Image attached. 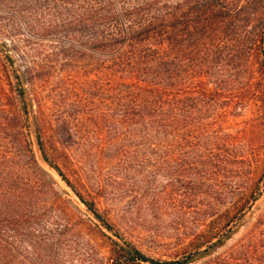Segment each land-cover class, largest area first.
Returning a JSON list of instances; mask_svg holds the SVG:
<instances>
[{"label":"trees","instance_id":"16d2710c","mask_svg":"<svg viewBox=\"0 0 264 264\" xmlns=\"http://www.w3.org/2000/svg\"><path fill=\"white\" fill-rule=\"evenodd\" d=\"M179 3L182 0H0V13L14 19L25 16L27 26L36 31L29 29V37H48L58 44L57 49L51 47V53L59 59L58 71L60 76L64 73L68 89L53 95L41 90V123L34 126L35 142L42 161L99 225L119 239L111 240L109 264H191L199 260L203 264V258L225 243L261 192L257 180L249 178L238 193L241 197L219 212L225 229L216 235L203 228L194 231L173 260L157 261L144 255L116 234L109 210L100 209L113 199L111 191L120 180L138 170L87 166L83 150H141L142 154L158 150L164 156L169 150H183L185 105L197 114L188 141L196 150L199 134L203 135L199 109L203 103L219 107L216 88L209 92L206 86L208 71L219 65L231 67L235 56L229 53L233 49L224 52L226 41L220 37L203 51L199 33L203 32V8L209 13L226 3L194 0L189 14L180 12ZM204 22L210 34L211 24L208 19ZM40 29L43 34L38 33ZM259 30L249 49L261 74L264 95V32ZM49 68L48 63H41L42 83L48 79ZM13 78L14 136L22 137L21 124L28 119L24 84L29 80L28 67ZM84 85L89 86L87 91ZM247 99L239 94L225 96L222 117ZM12 159L6 203L0 210V220L7 225L0 232V264H41V183L34 171L41 173V168L28 144ZM257 166L264 175V165ZM217 256L204 264H264V207L243 238ZM47 259L53 263L51 257Z\"/></svg>","mask_w":264,"mask_h":264},{"label":"rangeland","instance_id":"374dc122","mask_svg":"<svg viewBox=\"0 0 264 264\" xmlns=\"http://www.w3.org/2000/svg\"><path fill=\"white\" fill-rule=\"evenodd\" d=\"M182 2L178 4H182L180 12L189 14L194 0ZM224 2L223 7H213L209 13L203 8V32L200 31L199 39L205 51L209 42L222 38L227 46L224 52L233 49L229 53L235 59L231 67L219 65L208 71L206 86L209 92L216 88L218 96L214 97L219 107L203 103L199 109L203 135L199 134L198 148L195 150L188 145L197 114L191 105H185L183 150H169L165 156L158 150L151 154H142L141 150H83L87 166L102 170H138L120 180L111 191L113 199L106 205L101 204L100 209L109 210L117 235L157 261L178 258L180 249L196 230L203 228L215 235L224 230L219 212L241 197L238 193L249 178L260 184V195L233 226L235 230L225 243L203 258V264L207 258L222 255L240 241L264 207V175L257 166L264 165V95L261 74L252 63L249 49L259 28L264 32V0ZM207 19L213 36L205 29ZM29 29L36 33L27 26L25 16L14 19L4 11L0 13V194H4L0 210L6 203L12 156L26 150L28 144L41 168V173L34 170L35 179L41 183V264H109L111 240L119 239L85 210L55 171L42 161L36 146L34 126L37 121L41 123V90L43 94L53 95L64 92L68 86L64 73L59 74L58 57L51 53V47L57 49L58 44L51 43L48 37H29ZM38 33L43 34L41 29ZM44 62L50 66L46 83L41 82V63ZM25 66L29 76L24 83L28 119L21 124L24 135L15 137L17 123L11 110L13 77ZM88 88L85 86L86 91ZM230 94L248 99L239 109H231L222 117L220 112L226 110L225 96ZM211 112L217 117H212ZM175 141L176 144L177 138ZM164 158H167L166 163H162ZM191 185L196 189H188ZM6 226L0 220V232L6 230Z\"/></svg>","mask_w":264,"mask_h":264}]
</instances>
